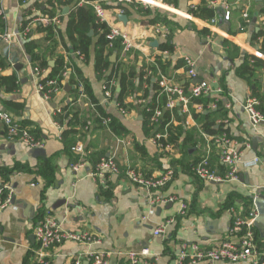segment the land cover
I'll list each match as a JSON object with an SVG mask.
<instances>
[{
    "label": "crops",
    "instance_id": "crops-1",
    "mask_svg": "<svg viewBox=\"0 0 264 264\" xmlns=\"http://www.w3.org/2000/svg\"><path fill=\"white\" fill-rule=\"evenodd\" d=\"M47 1L0 0L6 19L5 32H0V56L7 63L0 69V75L18 79L16 91L9 92L5 86H0V113L8 114L22 128L36 130L42 143L38 148L17 140L0 145L1 197L10 199L9 205L0 211V264H34L35 228L47 212L70 231H87L100 238L102 244L92 249L109 252V264H126L125 253L144 249L150 251L147 264H177V255L184 244L210 249L228 239L237 241L239 235L232 232L234 222L237 218L256 219L254 200L264 197V122L255 123L247 110L255 90L264 97V69L254 72L248 79L237 74L247 54L264 59L259 52L260 40L254 39L264 18H255L245 29L240 23L243 11L256 12L264 7V0H220L215 9L210 6L216 11L217 25L211 23L212 19L200 18L192 12V6L202 7L203 0H164L169 9L156 7L158 0H104L103 4L108 23L120 28L136 45L130 58H124L120 52L115 62L133 65L134 52L139 54L138 65L149 64L160 56L169 65L166 75L172 84L187 85L189 91L193 83L183 67L185 57H191L204 80L223 90L222 94L208 98L213 99L212 102L220 98L223 102L224 110L216 117L217 126L223 125L227 130L225 134L237 143L242 157L239 179L224 182L203 181L193 172L195 163L207 154L208 146L191 108L189 113H184L179 106L170 114L172 137L157 145L152 140L156 128L144 123L141 105L128 97L126 104H132L134 108L121 114L118 105L121 85L117 80L110 87L112 98L105 99L104 86L108 81L99 77L95 66L98 36L93 31L89 34L93 43L88 58L72 53L66 34L68 14L63 12L61 25L57 27L61 31L58 42L54 45L53 56L47 57L50 68L42 69V79L50 73L59 57L67 63L68 76L63 75L64 87L54 100L46 99L38 91L35 67L26 49L27 41L19 33L23 22L30 19L26 9ZM142 1L155 5L145 7ZM226 7L233 12L230 22L223 18ZM240 7L242 11H236ZM32 13V16H41L34 9ZM121 15L126 16V23L120 20ZM159 23L170 28L168 39L155 34L153 27ZM29 25L34 26L33 32L36 31L34 22ZM3 34L12 37L6 41ZM34 37L41 36L36 32ZM226 43H231L232 47L228 48ZM164 46L169 47L163 49ZM51 62H54L53 66ZM67 85L69 91L65 90ZM74 90L77 97L72 94ZM135 93L134 96L143 95L138 87ZM69 103L78 110L80 120L74 127L79 133L71 135L70 139L76 144H84L86 151L90 147L95 152H104V158L115 156L123 169L131 165L157 177L174 170L175 178L162 195L176 197L177 201L153 204L152 196L146 190L130 186L120 175L108 177L105 183L95 180L90 175L95 166L91 162L84 169L74 171L71 165L77 157L72 158L62 140V133L69 125L55 121L57 112ZM193 108L197 113L208 111L205 108L199 111L197 105ZM218 109H221L220 104ZM102 115L117 119L127 132L117 134L105 121L99 126L98 119H104ZM174 135L176 141H173ZM6 136L7 126L0 119V137ZM202 138L204 142L199 140ZM188 147L192 148L185 158ZM213 151L212 167L218 175L224 176L226 170L219 163L215 148ZM46 174L52 176L51 183L44 176ZM2 200L0 198V203ZM183 204L188 207L185 215H181ZM256 228L264 242V225L258 223ZM159 229L164 232L157 236L155 233ZM89 248L67 242L52 251L53 264H71L75 255H81ZM83 264L91 263L85 260ZM198 264L254 263L248 260Z\"/></svg>",
    "mask_w": 264,
    "mask_h": 264
},
{
    "label": "built area",
    "instance_id": "built-area-1",
    "mask_svg": "<svg viewBox=\"0 0 264 264\" xmlns=\"http://www.w3.org/2000/svg\"><path fill=\"white\" fill-rule=\"evenodd\" d=\"M131 1V0H128ZM207 3L214 7L220 3V0H206ZM90 4L95 11L98 22L101 24H106L108 27L107 39L109 41V48H114L116 41H121L122 45V55L127 58L130 53L136 49L135 42L120 28L111 25L106 19V10L104 7V0H95L92 2H86ZM145 7H152L155 5L146 1H142ZM160 8L169 9L168 5L165 4L164 0H158L155 5ZM192 8L196 9V7ZM242 17L247 23L250 22L249 12L246 9L242 12ZM224 21L230 22L233 18L232 9L226 7L223 11ZM41 23L43 25H54L58 27L62 22V15H57L54 18L47 16H40L34 20V23ZM213 25H217L218 21L216 18L211 20ZM155 34L161 39H168L171 35L170 28L159 23L154 27ZM31 31V25L25 28L23 31L20 30V35L25 38ZM11 35L3 34L2 38L6 41L11 39ZM81 56L80 52H77ZM151 63H155L152 60ZM183 69L186 72L187 78L193 83L189 89L190 95H186L184 87L180 85L172 84L171 79L161 70L158 71L160 76V87L161 95H166L167 100L165 104H159L155 109H152L148 99L141 96H129L131 101H135L138 105H141L146 112L151 113L150 123L156 128V132L152 137L155 144L159 145L162 141L170 140L172 137L171 123H165L164 129L158 131L159 126L165 120V115L169 111L171 114L181 106L184 113L190 112V101L193 98L204 99L210 96H217L223 93L220 87L215 88L211 82L203 80L202 83L194 84L199 76V72L196 68V62L191 57H185ZM37 79H38V91H40L46 99L51 98V93L57 95L61 88L58 86L57 80H49L47 83H41L44 70L39 68L34 69ZM153 75V70H146L145 78ZM68 73H64V77H67ZM115 78L111 82L104 86L105 99L109 100L112 98V92L110 87L115 84ZM47 87H51L47 90ZM146 89H150L149 83L145 82ZM220 98H216L210 105V110H216L219 108ZM259 101L256 98H252L247 106L248 112L251 114L252 119L255 123L264 122V117L256 109ZM199 111L204 110V105H197ZM121 114L125 115L127 110L120 107ZM0 119H2L7 126V136L6 138L0 137V145L4 142L10 141H21L29 147H42V143L36 141L35 138L27 131L23 130L22 127L16 123L8 114L0 113ZM110 119L105 120V124L110 123ZM206 144L208 146V152L203 156L198 163L193 167L194 174L203 181L212 182H224V181H235L239 179L238 167L242 161L241 152L237 148V143L234 142L227 134L219 135H209L202 132ZM172 144V143H171ZM174 145V144H172ZM216 149V154L219 159V163L223 165L226 170V175H218L212 167V151ZM73 153L77 157V161L74 162L71 167L74 171H79L84 169L89 161L86 160L87 151L86 147L82 143L76 144L72 148ZM214 152V151H213ZM91 177L95 180L105 183L108 177L113 175L123 176V179L133 187L141 188L146 190L151 196V201L153 204H168L177 201L176 197L162 195L168 185L175 178V171L168 170L161 176H152L146 174L144 171L129 165L126 168H121L117 163L115 156L108 158H103L97 165L93 167L91 172ZM2 191H0L1 198ZM10 203V199H5L0 203V211L4 210ZM188 207L183 204L181 209V215L187 213ZM164 232L163 229L156 231V235L159 236ZM232 232L239 235L237 241L225 240L216 247L210 249H203L197 244H184L181 247L180 253L177 255V264H198L200 262H211V263H241L251 260L254 264H264V249H260L258 246V238L256 234V219L255 218H237L234 222ZM35 235L37 239V246L33 249V259L34 264H53V254L52 251L67 243L75 242L79 244L88 245L90 248L87 252L81 255H75L73 262L71 264H83L85 260L89 261L91 264H109L110 253L102 250H94L92 247L96 245H101L102 240L92 233L82 230L70 231L64 227V224L57 220L52 213L47 212L40 223L37 224L35 228ZM0 240H1V230H0ZM150 251L144 249L141 252H127L125 253L126 264H147L146 257H148Z\"/></svg>",
    "mask_w": 264,
    "mask_h": 264
},
{
    "label": "trees",
    "instance_id": "trees-1",
    "mask_svg": "<svg viewBox=\"0 0 264 264\" xmlns=\"http://www.w3.org/2000/svg\"><path fill=\"white\" fill-rule=\"evenodd\" d=\"M28 0H21V2H26ZM82 0H48L46 3H35L30 8L26 9L27 15L30 19H27L23 22V26L21 27V31L29 26V23H33L34 19L38 18L37 15L32 16L33 9L37 12H40L42 16H47L50 18H54L57 15H61L63 9L65 7H72L71 12L68 14L67 20V38L72 46L71 52H80L85 58L89 57L91 52V47L93 43V37H90L89 34L91 31L94 32L95 36H98V40L95 44V66L98 72L99 77L102 79H106L109 82L115 78L119 84L121 85V91L118 95V105L120 107L125 108L126 110L133 109V105H127L126 100L129 96L136 94L135 89L138 87L139 91H143V97L148 99L150 102V106L152 109H155L159 104H165L167 97L166 95H161L160 98L159 94L161 93L160 87V76L158 71L161 70L162 73L166 74L168 63L164 62L160 56H156L154 58L155 63L146 64L143 62L141 65H138L139 62V54L134 52L135 54V62L133 65L129 66L126 62H111V57L113 54L120 53L122 50L121 41H116L114 48H109V41L107 39L108 27L106 24H101L98 22L96 17L94 8L87 4L86 2H92L95 0H84L85 3H81ZM242 7L239 9L236 8V11H242ZM194 14L198 15L200 18L204 19H213L216 16V11L210 7L207 1L203 0L202 7H198L193 9L192 11ZM263 17L264 18V7L258 9L256 12H249L250 22L255 18ZM165 21V20H164ZM166 24L169 25V22L165 21ZM241 27L245 29L247 27V22L244 19H240ZM36 31L33 32V25H31V31L26 37V49L27 52L31 55V61L35 68L39 69H49V61L47 60L48 55L50 54L53 56L54 53V45L57 44L58 40L57 37L60 36V29L55 27L54 25H43L39 22L35 23ZM6 29V19L4 16L3 8L0 3V32L4 33ZM38 32L40 34V38H35V33ZM255 40H260L259 43V52L264 56V21L260 25V31L255 35ZM228 48L232 47L231 43H226ZM169 46H164L163 49H167ZM129 54V58L131 55ZM7 66L5 58L0 56V69H3ZM67 63L63 57H59L56 61V64L51 68L50 73L41 79V83H47L49 80H57L58 86L61 89L64 87V73L67 70ZM153 70V75L145 78L146 70ZM264 69V59L257 57L255 55L247 54L244 58V62L241 66L237 69V74L241 78H249L252 74L258 70ZM74 82V76L71 77V83ZM145 82L149 83L151 86L150 89H146ZM0 86H5L6 90L9 92L16 91L18 89V79L16 76L11 77H3L0 75ZM186 95H190L188 91V86H183ZM51 87H47V90H50ZM77 92L74 90L72 92L75 95ZM55 94L51 93V100L55 99ZM75 97H77L75 95ZM259 101V104L256 106V109L260 111L262 116L264 117V97H262L256 90L254 91L253 96ZM213 99L211 98H193L190 101V108L191 113L193 114L194 119L196 120L197 124L200 126L202 132L207 133L209 135H217L220 133H227L223 127L220 125V128L217 130L215 127L217 126L216 117L223 112L222 108L223 102L220 101L221 109L210 111L207 109L209 104L212 102ZM158 102V103H157ZM203 104L204 108L208 111L197 113L193 108L194 105ZM144 116V123L146 125H151V113L143 112ZM171 113L168 111L165 115V120L162 125L159 126V131L164 129L165 123L170 122V115ZM105 120H107L106 115H102ZM98 119L99 126H102V122L105 120ZM110 127L112 130L117 134L126 133L127 131L122 126V124L117 119H110ZM55 121L59 124H65L66 122L69 125L68 129H65L62 133V140L65 145V149L68 153L71 154L72 158L75 160V154L72 151V148L76 145V141L74 139H70V136L79 133L75 126L79 125V112L74 106L73 103H69L63 106L60 109V113L57 112L55 115ZM86 124V123H85ZM87 126V125H86ZM151 127H154L151 125ZM172 127V125H171ZM23 130H27L36 141H40L39 137L37 136V131L32 129H27L25 126L22 128ZM172 132V130H171ZM173 137V141L175 139ZM84 140V139H83ZM177 138L175 139V141ZM201 142H204V139H199ZM192 147H188L185 151V158L189 156V150ZM104 152H95L90 147H87V156L86 160L91 162L92 165H97L102 158H104ZM205 156V155H204ZM198 162L195 163V165ZM192 170V168H191ZM226 175V174H225ZM224 175V176H225ZM48 182L51 183L52 176L49 174L44 175ZM4 201L5 198L1 197ZM256 234L258 238V246L260 249H264V242L261 239L260 234L256 228Z\"/></svg>",
    "mask_w": 264,
    "mask_h": 264
},
{
    "label": "water",
    "instance_id": "water-1",
    "mask_svg": "<svg viewBox=\"0 0 264 264\" xmlns=\"http://www.w3.org/2000/svg\"><path fill=\"white\" fill-rule=\"evenodd\" d=\"M70 12V7H65L63 10V14L67 15ZM120 20L124 23L127 22V18L126 16L121 15L120 16ZM155 45H157V43H154ZM117 59V53H114L113 56L111 57V62L114 63ZM51 66L54 65V62L50 63ZM200 76L194 81V84H199L202 83L204 80L203 74L199 73ZM66 91L70 90V86L67 85L65 88ZM215 129H219V126H216ZM253 214H257L256 216V226L258 225V223H261L264 225V197L259 196L256 197L253 203Z\"/></svg>",
    "mask_w": 264,
    "mask_h": 264
}]
</instances>
